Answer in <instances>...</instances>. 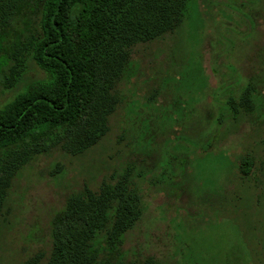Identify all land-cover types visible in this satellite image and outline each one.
Here are the masks:
<instances>
[{
    "label": "rangeland",
    "instance_id": "374dc122",
    "mask_svg": "<svg viewBox=\"0 0 264 264\" xmlns=\"http://www.w3.org/2000/svg\"><path fill=\"white\" fill-rule=\"evenodd\" d=\"M25 81L45 77L29 66ZM251 80L254 110L229 98ZM109 130L80 155L53 149L12 180L0 264H43L68 196L129 173L143 213L121 244L136 264H264V0H191L163 36L131 47ZM18 89L0 88V106ZM253 159L241 176V156Z\"/></svg>",
    "mask_w": 264,
    "mask_h": 264
},
{
    "label": "trees",
    "instance_id": "16d2710c",
    "mask_svg": "<svg viewBox=\"0 0 264 264\" xmlns=\"http://www.w3.org/2000/svg\"><path fill=\"white\" fill-rule=\"evenodd\" d=\"M190 1L0 0V88L18 89L0 106V223L24 165L56 148L83 154L108 132L131 47L172 31ZM31 63L44 78L25 81ZM254 93L249 80L237 101L229 98L233 116L238 108L254 110ZM252 163L240 157L241 176ZM142 213L139 187L127 172L96 189L85 185L52 215L43 264H136L121 244Z\"/></svg>",
    "mask_w": 264,
    "mask_h": 264
}]
</instances>
